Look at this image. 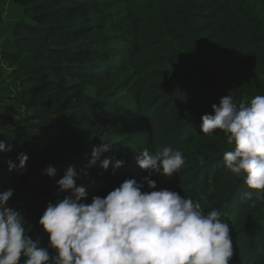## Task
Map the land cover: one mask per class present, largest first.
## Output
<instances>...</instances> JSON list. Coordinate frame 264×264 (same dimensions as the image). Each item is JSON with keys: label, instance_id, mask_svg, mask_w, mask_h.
Returning a JSON list of instances; mask_svg holds the SVG:
<instances>
[{"label": "trees", "instance_id": "obj_1", "mask_svg": "<svg viewBox=\"0 0 264 264\" xmlns=\"http://www.w3.org/2000/svg\"><path fill=\"white\" fill-rule=\"evenodd\" d=\"M10 2L2 19L11 24L0 33V140L11 151L1 152L0 192L14 189L7 205L24 216L26 234L48 244L38 221L48 202L72 194L56 184L69 166L91 203L149 176L136 150L171 147L183 153L182 168L149 176L157 187L142 190L170 189L204 214L219 210L233 241L229 264H264V200L253 206L246 174L227 169L228 134L201 132V116L221 97L239 106L264 95V0ZM104 143L108 169L89 166ZM21 152L25 169L9 171L5 161L18 164ZM117 159L124 163L114 168Z\"/></svg>", "mask_w": 264, "mask_h": 264}, {"label": "clouds", "instance_id": "obj_2", "mask_svg": "<svg viewBox=\"0 0 264 264\" xmlns=\"http://www.w3.org/2000/svg\"><path fill=\"white\" fill-rule=\"evenodd\" d=\"M213 113L201 116V132L211 134L220 129L227 133V142L234 150L224 152L226 167L232 173H245V183L254 191L245 193L247 200H264V95H257L250 104L234 102L231 95L212 104ZM110 145L92 149L89 166L99 161L108 169L111 157L101 159ZM11 151V145L0 140V152ZM134 157L149 176L160 173L171 177L185 163L179 150L164 147L151 153L147 148L136 150ZM5 163L9 171L25 169L27 154L17 155ZM115 160L114 168L123 165ZM50 177L56 169H45ZM84 175H87L86 170ZM144 177L125 179L106 196L94 195L86 203L85 187L77 186L80 178L69 166L56 181L60 191L71 195L48 202L38 223L48 234V244L26 233L22 213L7 205L14 189L0 192V264H229L234 255L230 225L221 219L219 210L204 214L194 202L170 189L143 191L144 182L156 189V181ZM54 249V254L49 253Z\"/></svg>", "mask_w": 264, "mask_h": 264}, {"label": "crops", "instance_id": "obj_3", "mask_svg": "<svg viewBox=\"0 0 264 264\" xmlns=\"http://www.w3.org/2000/svg\"><path fill=\"white\" fill-rule=\"evenodd\" d=\"M4 1L5 0H0V5H1V8H0V33L2 32V30H5V32H7L8 24H9V23L3 21V19H2L3 18L2 14L3 15L5 14V10H4V7L2 5ZM7 12H8V9H7ZM2 37H3V35L1 36V38ZM13 111L16 112L15 110H13ZM1 162H2V156H1V152H0V165H1Z\"/></svg>", "mask_w": 264, "mask_h": 264}, {"label": "rangeland", "instance_id": "obj_4", "mask_svg": "<svg viewBox=\"0 0 264 264\" xmlns=\"http://www.w3.org/2000/svg\"><path fill=\"white\" fill-rule=\"evenodd\" d=\"M10 4H11L10 0H5V1L3 2L2 5H3L5 11L9 8ZM0 8H1V5H0ZM8 23L11 24L10 21H9V19H8ZM209 135H210V134H209ZM209 135L207 136V138H209ZM26 228H27V226H26ZM28 228H30V226H29ZM28 228H27V229H28Z\"/></svg>", "mask_w": 264, "mask_h": 264}]
</instances>
